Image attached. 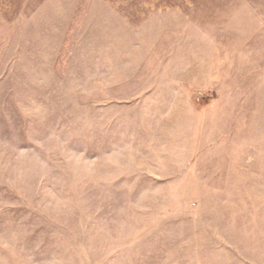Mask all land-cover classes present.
<instances>
[{
    "label": "rangeland",
    "instance_id": "374dc122",
    "mask_svg": "<svg viewBox=\"0 0 264 264\" xmlns=\"http://www.w3.org/2000/svg\"><path fill=\"white\" fill-rule=\"evenodd\" d=\"M0 264H264V0H0Z\"/></svg>",
    "mask_w": 264,
    "mask_h": 264
}]
</instances>
